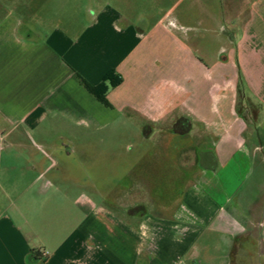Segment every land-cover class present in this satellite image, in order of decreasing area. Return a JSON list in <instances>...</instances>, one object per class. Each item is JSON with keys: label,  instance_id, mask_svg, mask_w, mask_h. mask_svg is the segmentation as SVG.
<instances>
[{"label": "crops", "instance_id": "obj_1", "mask_svg": "<svg viewBox=\"0 0 264 264\" xmlns=\"http://www.w3.org/2000/svg\"><path fill=\"white\" fill-rule=\"evenodd\" d=\"M6 2L4 170L35 177L0 203V264H264V0H92L83 16L66 9L38 24L16 9L25 0ZM110 71L121 82H105V106L78 75L96 86ZM123 118L163 152L179 143L181 186L171 200L155 186L145 201L171 207L113 211L44 180L72 153L64 142ZM34 153L43 160L10 161Z\"/></svg>", "mask_w": 264, "mask_h": 264}, {"label": "rangeland", "instance_id": "obj_2", "mask_svg": "<svg viewBox=\"0 0 264 264\" xmlns=\"http://www.w3.org/2000/svg\"><path fill=\"white\" fill-rule=\"evenodd\" d=\"M6 1L0 0L2 11L6 8L4 7L7 5ZM175 1L154 0L160 8H168ZM87 7H92V0H25L20 6L16 3L18 12L24 10L34 12L31 20L27 19L31 24H35L37 21L43 22L45 19L49 20L52 14L57 11L64 12L66 9H80L81 16H83V11ZM157 13L152 14V16L161 14V12ZM138 126L133 118H123L119 121H113L105 127H96L91 130L81 128L79 140L64 142L72 153L69 157L65 155L55 157V164L44 176V180L47 179L53 186L61 185L62 189L69 193V196L75 194L76 189H80L94 201L106 203L113 211L121 210L120 212H123L126 211L125 208H128V211H131L129 208H134L135 212L143 211V209L155 211L171 207L152 203L146 204L145 201H151L150 198L155 186H158L159 191L163 192L164 200H171L178 187L181 186L180 173H184L183 171L186 169L182 170L178 167L179 157L177 155L179 152L177 149L179 143L170 140L169 145L167 144V151L163 152L160 150L156 137H154L156 135L141 139L142 135L137 133ZM61 143V141L56 142L60 146ZM6 150H8L6 142L0 140V203L2 205L14 202L16 200L14 188L17 187L18 190L25 188L35 177V174L29 171L23 173L6 172L4 166L8 164L9 159L5 156ZM29 160L42 161L43 159L37 153H34L33 157L10 158V161L17 165L28 164ZM71 180H74V185H72ZM75 180L78 181V187H76ZM42 182H37V187L34 189L37 190ZM92 186L96 187L97 192L91 189ZM126 190L127 196L121 199L122 196L119 194L125 195ZM121 200L122 204H119ZM23 203L24 201H21L20 204ZM142 204L143 206H140ZM65 206V217L70 212V214L75 215V209L72 206L69 204ZM71 222L72 220H69L68 223L65 222L64 233L71 227ZM52 224L56 225V221H53ZM53 228L55 227L53 226ZM42 251L47 252V255L49 254L45 248Z\"/></svg>", "mask_w": 264, "mask_h": 264}, {"label": "trees", "instance_id": "obj_3", "mask_svg": "<svg viewBox=\"0 0 264 264\" xmlns=\"http://www.w3.org/2000/svg\"><path fill=\"white\" fill-rule=\"evenodd\" d=\"M79 82L81 85L91 94H93L96 99L103 105L109 106V103L106 99V92H107V86L105 85V82H108L111 87L117 86L121 82V78L113 74L112 71L105 74L103 77V80L100 84L93 86L89 84L86 80H84L81 76L78 75ZM134 208L130 209L131 211L135 212L133 210Z\"/></svg>", "mask_w": 264, "mask_h": 264}, {"label": "built area", "instance_id": "obj_4", "mask_svg": "<svg viewBox=\"0 0 264 264\" xmlns=\"http://www.w3.org/2000/svg\"><path fill=\"white\" fill-rule=\"evenodd\" d=\"M41 253H42V255H44V256L47 255V252L42 251Z\"/></svg>", "mask_w": 264, "mask_h": 264}]
</instances>
